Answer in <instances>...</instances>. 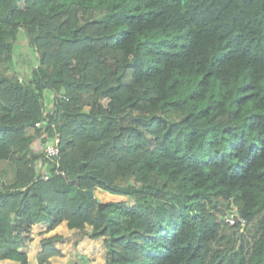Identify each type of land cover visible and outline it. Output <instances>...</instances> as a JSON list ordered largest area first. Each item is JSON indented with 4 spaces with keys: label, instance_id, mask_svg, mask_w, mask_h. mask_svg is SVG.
I'll return each instance as SVG.
<instances>
[{
    "label": "trees",
    "instance_id": "trees-1",
    "mask_svg": "<svg viewBox=\"0 0 264 264\" xmlns=\"http://www.w3.org/2000/svg\"><path fill=\"white\" fill-rule=\"evenodd\" d=\"M55 132L63 175L33 147ZM1 162L0 260L66 221L104 264H264V0H0Z\"/></svg>",
    "mask_w": 264,
    "mask_h": 264
},
{
    "label": "rangeland",
    "instance_id": "rangeland-1",
    "mask_svg": "<svg viewBox=\"0 0 264 264\" xmlns=\"http://www.w3.org/2000/svg\"><path fill=\"white\" fill-rule=\"evenodd\" d=\"M79 14L82 17V20L87 19L88 17L89 18H95V17L98 16V14H90V13H87V11H80ZM20 44L23 47L22 48L23 51H27V52L29 51L27 49V47H25V40L21 39ZM18 62L19 61L17 59L13 60V64L14 65H16V66L19 65V69L16 71L15 75L20 80L26 81V80L29 79V67L27 65H22V63L18 64ZM9 74L11 75V73H9ZM33 147H34V149L36 151H41V147H40V145L38 144L37 141H35ZM38 170L40 172H43V170H44L43 164L40 167H38ZM11 175H12V172L9 169L7 171V173L5 174V176H6L5 179L10 180L7 177H10ZM95 196H96L97 199H99L102 202L127 201L128 203H131V201L127 200V198H125V197H118V196H115V197L113 196L112 197V196L104 193L103 191H99V190L95 191ZM218 207L221 209L222 206L218 205ZM228 209L230 211L231 210L234 211V207L233 206H231ZM222 210H223V212L226 211L225 208H223ZM228 212L229 211H227L225 214L227 215ZM229 219H230V217L226 218L227 224H231ZM227 224L225 223V226L223 228L224 232L229 231V229H230ZM85 228H87V227H85ZM255 228H256L255 220L252 223H250V224H246L245 223L244 226H240L239 229L237 231H235L234 235H233L234 238L237 239V242L234 245L238 246L240 244V240H243V246L245 247L244 251L245 252L248 251L250 249V247H251V243L254 240ZM87 229H89V227ZM42 239H44V238H41V240ZM73 240H74V237L73 236H71V237L69 236V238H66L67 242L57 244V247H59L60 250L63 251V254L61 253L60 250L57 249L60 252V255L58 257L51 258L46 264H77V262H78V264H80L81 260L79 258H81V257H84L86 259L85 260L86 262L88 261V262H91L92 264H102V260H103V258L105 256V250H104L102 238H99L97 240H92L90 238H84L83 242L86 243V246H82L80 252H78L77 247H76V249L73 248V246H72ZM70 243H71V246H70ZM223 246L227 247V244L225 246V244H224V242L222 240V246H220V247H223ZM34 247L35 248L39 247V249L41 250V244L40 245H39V243H38V245L34 244L33 245V249L29 250V252H30V263L29 264H38L37 261H36L38 253L37 254L35 253ZM82 253H85V254H82Z\"/></svg>",
    "mask_w": 264,
    "mask_h": 264
},
{
    "label": "crops",
    "instance_id": "crops-1",
    "mask_svg": "<svg viewBox=\"0 0 264 264\" xmlns=\"http://www.w3.org/2000/svg\"><path fill=\"white\" fill-rule=\"evenodd\" d=\"M9 169L10 168L7 167L6 164H4L3 162L0 163V175H2L4 178L6 177L5 174L7 173V171ZM10 170H11L12 175H13L12 169H10ZM12 175L10 177H7V178L11 179L12 178ZM86 227L88 228L89 226H86ZM87 228H86L87 231H90L91 230L90 227H89V229H87ZM74 231L75 230H73V229L71 230V229L68 228L66 221H63L58 226H56L55 228L50 229V230H49V225L47 223H45V222L34 224L32 226V230H31V233H30V240H29L28 247L21 248L19 251L26 254V256H27V264H29L30 263V252H29V250L30 249H33V245L34 244L35 245H38V243H39V245H40L41 238H49V237H52L54 235H58V236H61L63 238H69V236L70 237L72 236V234L74 233ZM84 238H88V237L85 236ZM84 238H82L81 241L79 240V242H78V244L76 246L78 252H80L82 246H86V243L83 242L84 241L83 240ZM65 242H67V241H64V242L56 241L54 243L55 244L54 246H55L56 249L60 250V248L57 247V244H59V243H65ZM102 242H103V238H102ZM70 246H71V243H70ZM103 246H104V242H103ZM34 250H35V253L36 254L41 251L39 249V247H36V248L34 247ZM104 250H105V246H104ZM60 251L63 254V251L62 250H60ZM82 254H85V253H82ZM54 257H58V256H53L51 258H54ZM79 259L81 260L80 264H85L86 263V261H85L86 259L84 257H81ZM104 262H105V256H104V258L102 260V264H104ZM0 264H20V263L19 262H16V261H12V260L5 259V260H0ZM77 264H78V262H77ZM86 264H92V263L91 262H88Z\"/></svg>",
    "mask_w": 264,
    "mask_h": 264
},
{
    "label": "built area",
    "instance_id": "built-area-1",
    "mask_svg": "<svg viewBox=\"0 0 264 264\" xmlns=\"http://www.w3.org/2000/svg\"><path fill=\"white\" fill-rule=\"evenodd\" d=\"M44 98H45V106H46V111L50 110L51 105H52V95L48 92H46L44 94ZM41 123H36L35 127H40ZM59 133L55 132L52 136L49 135H43L41 138H45L48 139L50 137V139H48V141L46 142H40L39 139H37L36 141L38 142V144L41 147V151L43 152L45 158L47 159V162H50L52 164H54L55 166V173L58 175H63V172L61 170L58 169L59 167V162H60V150H59V142H60V138H59ZM48 178V176L45 174L44 170L42 172V176L41 179L42 180H46ZM230 223H233L232 219H229ZM240 226H244L245 225V221L240 219Z\"/></svg>",
    "mask_w": 264,
    "mask_h": 264
},
{
    "label": "water",
    "instance_id": "water-1",
    "mask_svg": "<svg viewBox=\"0 0 264 264\" xmlns=\"http://www.w3.org/2000/svg\"><path fill=\"white\" fill-rule=\"evenodd\" d=\"M85 194H86L87 196H89V197L92 196V193H91L90 191H85ZM234 213H235V211H234Z\"/></svg>",
    "mask_w": 264,
    "mask_h": 264
}]
</instances>
